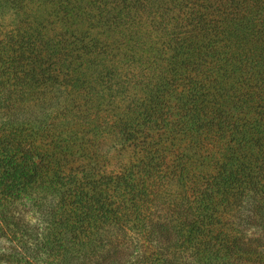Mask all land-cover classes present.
<instances>
[{"label": "trees", "instance_id": "obj_1", "mask_svg": "<svg viewBox=\"0 0 264 264\" xmlns=\"http://www.w3.org/2000/svg\"><path fill=\"white\" fill-rule=\"evenodd\" d=\"M0 264H264V0H0Z\"/></svg>", "mask_w": 264, "mask_h": 264}, {"label": "rangeland", "instance_id": "obj_2", "mask_svg": "<svg viewBox=\"0 0 264 264\" xmlns=\"http://www.w3.org/2000/svg\"><path fill=\"white\" fill-rule=\"evenodd\" d=\"M12 248H13V246L10 243H8L6 240L0 238V254L8 253ZM243 264H245V263H243ZM251 264H258V263L253 262Z\"/></svg>", "mask_w": 264, "mask_h": 264}]
</instances>
